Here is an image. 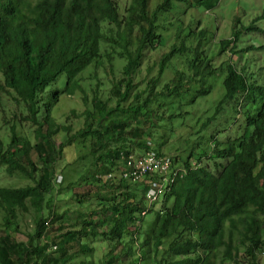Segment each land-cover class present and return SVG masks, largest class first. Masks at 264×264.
<instances>
[{"label": "trees", "instance_id": "obj_1", "mask_svg": "<svg viewBox=\"0 0 264 264\" xmlns=\"http://www.w3.org/2000/svg\"><path fill=\"white\" fill-rule=\"evenodd\" d=\"M175 2L212 9L218 0H160L154 10L149 9L148 0H128L123 7L119 0H0V128L10 136L7 144L0 139V171L8 176L20 173L30 181L25 187H0V264H69L75 254H91L94 250L88 240L101 237L111 247L99 264H119L116 249L122 246L125 251L127 236L132 254L138 257L134 264H225V260L240 264L242 251L249 264L257 261L256 253L264 247V84L249 78L245 67L227 63L221 70L225 97L216 110L219 113L229 97L239 95L242 105L235 107L238 126L230 127L232 134L224 141L212 138L211 151L199 159L198 167L185 163L188 172L162 194L158 208H148L145 184L140 185L141 190L131 191L128 186L137 183L106 177L119 169L121 154L150 148L147 139L153 136L146 129L155 124L154 111L152 116L148 114L151 98L141 100L146 91L142 89L127 108L123 103L138 88L135 79L146 55L162 46L158 22L172 12ZM197 33L203 39L208 35L205 30ZM202 42L190 47L184 42L172 44L159 63L149 62L148 73L157 69L158 75L147 82L148 93H155L157 99L177 97L190 91L194 80L200 82L197 77L201 74L213 75L215 69ZM103 45L107 50L118 49L126 65L113 88L119 104L107 108L95 96L92 104L97 118L93 120L98 129L94 131L88 121L91 113L86 111L85 128L79 132L84 139L94 138L95 168L93 176L84 177L83 182L95 190L93 195H79L78 203L81 208L85 200L95 198L98 210L90 216L78 214L73 222L76 225L66 231L60 224L58 245H54L58 256H53L49 252L51 233H45L60 215L53 211L44 218L43 208L46 200L51 201L47 195L53 191L57 155L75 138L67 135L69 127L56 121L53 109L64 94H75L80 86L77 77L86 68L102 64ZM185 53L190 58L187 72L177 68L166 71L172 62L184 64ZM166 73L172 76L166 78ZM63 74L65 88L51 90L46 101V90ZM162 79L169 81L158 90ZM209 91L210 87L201 86L195 98ZM4 96L13 101L6 102ZM125 111L132 115L127 117ZM108 118L115 122L113 130L121 134L123 143L107 152V138L101 131H110ZM131 119L136 127L131 126ZM23 121L36 127L34 144L17 134ZM59 128L67 137L60 148L54 140ZM156 151L162 154L161 149ZM203 158L207 160L204 166ZM211 161L215 171L210 168ZM115 180L118 184L114 186ZM30 209L36 214V227L26 242H19L15 237L20 231L19 213ZM147 215L151 216L148 225Z\"/></svg>", "mask_w": 264, "mask_h": 264}, {"label": "rangeland", "instance_id": "obj_2", "mask_svg": "<svg viewBox=\"0 0 264 264\" xmlns=\"http://www.w3.org/2000/svg\"><path fill=\"white\" fill-rule=\"evenodd\" d=\"M119 1L120 6L123 7L128 0ZM159 1L148 0L149 9L154 10L158 6ZM158 26V33L163 36L164 42L155 51L157 53H149L144 58L142 71L136 75L135 79L138 88L132 91L130 98L123 105L124 108H127L129 104L134 102V94L137 91L146 90L141 95V100L151 98V102H153L152 106L149 107L148 114L152 116L154 111L155 124L150 130L148 127L146 129L152 133L153 137H148L147 139V144L150 146L148 150L145 152H141L138 149L135 150L137 154L151 152L172 157L175 161V167L181 168L189 161L198 163L201 157L211 151L212 138H220L221 141H224L227 136L232 134L230 127L238 126L235 123V107L241 104L239 95L229 97L224 102L222 110L219 113L216 112L218 105L225 97L224 77L221 70L225 69L226 64H234L238 69L245 67L249 78L257 80L259 84H264V0H221L219 5L212 9L197 6L188 8L186 5L175 2L172 12L162 16ZM107 28L108 26L105 24V30ZM199 30L208 31L206 38L200 37L199 33H197ZM202 40L203 50L204 52L206 50V55L209 51V59L215 69L213 75L204 76L201 74L197 77V80L201 79L200 82L194 80L189 85L190 91L184 90L177 97H161L157 99L155 98V93L149 94L147 82L158 75L157 69L148 73L146 67L149 62L151 64L154 61L159 63L161 54L169 52L168 48L172 44L179 46L184 42L187 47H190L193 43L198 44ZM226 40H231L233 43L229 42L224 45ZM207 42L208 47L206 45ZM102 49L106 52V54L102 55V64L96 66V69L95 63L86 68L77 77L80 86L75 94L73 96L64 94L58 105L53 109V117L56 121L70 128L67 135L75 137L70 144L65 145L60 155H57L54 164L55 174L52 179L53 191L47 195V199L51 201L48 203L46 200L43 208L42 216L44 218L50 216L53 211L60 215L53 225H48L49 229L45 233V236L51 233L50 237H52L53 246L50 247L49 252L54 253L53 256H58V251L54 252L56 250L54 245H58L60 236L57 235V231L60 224H63L64 231H66L76 225L73 222L78 214L90 216L93 210H98L95 198L85 200L81 208L78 203L79 195L84 196L87 193L93 195L95 190L91 185L86 186L83 182L84 177L90 178L93 176L95 167L93 166L92 143L94 138L91 135L86 136L84 139L79 136V132L85 128L84 114L86 111L91 113L88 121L93 124L94 131L98 129L97 123L93 120V117H96V110L92 104L95 96L101 99L107 108L119 104L113 95V88L114 84H117L122 78V71L126 65V60L122 58L118 49H116L117 51L107 50L106 45H103ZM107 53L111 55L110 58ZM206 55H203V59ZM182 56L184 57V64L180 61L172 62L166 68V71L176 70L177 68L187 72L186 66L190 58L187 53ZM174 75L175 73L173 77ZM171 76L170 73L165 74L166 78ZM66 80V75H61L46 90L44 94L45 100H48L51 90L64 89ZM168 81L162 79L161 82H158L157 89L161 90ZM201 86L210 87V91L195 98V94ZM4 98L6 102L13 101L11 96H4ZM193 98L194 101H192ZM155 100L156 102L154 103ZM123 114L128 117L132 115V112L125 111ZM10 116L8 115V117ZM108 120L110 121V118ZM7 121L10 122L8 119ZM109 123L110 131L107 133H104L105 130L101 131L107 138L105 139L108 144L107 152L114 148H120V144L123 143L120 141L121 134L113 130L115 122L111 120ZM130 124L132 127H136L134 119H131ZM35 128L32 123L23 121L21 127L17 128V134L18 136L26 137L29 145L34 144L35 134L33 131ZM238 131L239 127L237 128ZM9 137L7 131L0 128V139L3 143H9ZM66 138L64 130L59 128L58 133L54 136L56 146L60 148L63 143L67 142L65 141ZM161 140L162 142L159 143ZM159 149H161L162 154L156 151ZM206 163L207 160L203 158L201 165L204 166ZM210 168L215 171L212 161L210 162ZM118 170L114 173L117 176V180H119ZM117 180L112 183L114 186L118 184ZM28 183H30L29 179L23 174L8 176L0 171V187L20 188L25 187ZM140 185H130L128 188L131 191H138L141 190ZM160 203L159 199L155 208H158ZM109 216L110 214L106 217ZM2 217L0 212V221H2ZM35 218L36 214L32 209L27 213H19L20 231L15 235L17 241L26 242L28 237L33 235L36 227ZM149 220H151V216L147 215L146 225H148ZM76 227L80 228L79 226ZM262 234L264 238V230ZM126 238L125 251L122 250V246H118L116 249L119 264H134V260L138 259V257L132 254L133 246L130 238L128 236ZM42 240L45 242L46 239ZM88 245L94 251L91 254L73 255L75 258L70 260L69 264H84L85 261L86 263L99 264L104 253L111 247V244L104 241L102 237L88 240ZM256 255L257 261L252 264H264V247ZM240 258V264H249V258L246 257L243 251ZM224 263L233 264L228 260H225Z\"/></svg>", "mask_w": 264, "mask_h": 264}, {"label": "built area", "instance_id": "obj_3", "mask_svg": "<svg viewBox=\"0 0 264 264\" xmlns=\"http://www.w3.org/2000/svg\"><path fill=\"white\" fill-rule=\"evenodd\" d=\"M119 161L122 162L119 178L132 183H146L145 197L148 208L160 199L178 177H183L188 172L187 168H176L170 157L151 152L141 155L121 154ZM194 166L195 164L192 167ZM106 177L111 180L116 176L111 172Z\"/></svg>", "mask_w": 264, "mask_h": 264}, {"label": "clouds", "instance_id": "obj_4", "mask_svg": "<svg viewBox=\"0 0 264 264\" xmlns=\"http://www.w3.org/2000/svg\"><path fill=\"white\" fill-rule=\"evenodd\" d=\"M220 1L221 0H218V2L216 3V4H214V6H212L213 8L214 7H217L218 5H219V3H220ZM227 41H230V40H226V42ZM231 43H233V41H231ZM149 148V147H148ZM147 153V152H146ZM129 154H133V153H129ZM128 154V155H129ZM141 154H145V153H139V154H135V155H141ZM126 155V154H125ZM162 156H164V155H162ZM120 157H121V155H120ZM172 160H173V163H174V165H175V161H174V159L172 158V157H170ZM193 164H195V166L194 167H192L193 166ZM190 165H191V168H195V167H198V163H196V162H191L190 163ZM121 166H122V162L121 161H119V170H120V168H121ZM181 168H185V167H181ZM119 170H118V173H119ZM114 173V172H113ZM119 175V174H118ZM115 176H116V174H115ZM117 177V176H116ZM115 177V178H116ZM114 178V179H115ZM118 179H120V180H123V179H121V178H118ZM107 180H109V179H107ZM111 180H113V179H111ZM129 182V181H128ZM129 183H132V182H129ZM133 184V183H132ZM137 184H145L146 185V183L145 182H138ZM153 205H155L156 206V202L155 203H153L151 206H153ZM150 206V207H151ZM54 247H56V246H54Z\"/></svg>", "mask_w": 264, "mask_h": 264}]
</instances>
